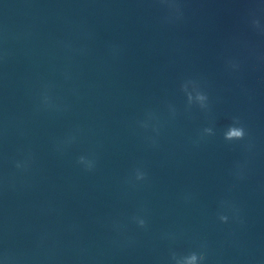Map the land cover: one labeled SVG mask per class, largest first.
<instances>
[{"label": "clouds", "instance_id": "1", "mask_svg": "<svg viewBox=\"0 0 264 264\" xmlns=\"http://www.w3.org/2000/svg\"><path fill=\"white\" fill-rule=\"evenodd\" d=\"M245 135L244 129L242 127H235L231 126L228 128V131L225 133V139L232 140L235 139H242ZM226 220V218H225ZM143 221L141 222V225H143ZM195 255H192L191 260H195Z\"/></svg>", "mask_w": 264, "mask_h": 264}]
</instances>
